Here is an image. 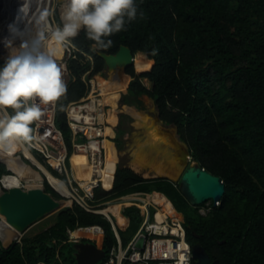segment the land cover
I'll use <instances>...</instances> for the list:
<instances>
[{
  "label": "trees",
  "instance_id": "1",
  "mask_svg": "<svg viewBox=\"0 0 264 264\" xmlns=\"http://www.w3.org/2000/svg\"><path fill=\"white\" fill-rule=\"evenodd\" d=\"M135 2L136 18L126 23L125 30L106 38L112 41L111 47L94 49V42L83 30L73 38L80 50L94 56V68L88 76L101 85L107 67L100 52L115 54L126 45L136 55L135 61L145 57L147 67H130L127 74L131 80L126 89L107 94L108 102L112 104L121 97L122 104H130L131 98L141 95L153 99L159 119L177 128L192 161L221 177L226 192L219 205L209 201V211L202 215L200 208L208 202L193 206L179 182L143 178L117 165L116 155L112 159L108 153L107 179L95 190V199L130 193L161 194L177 213L184 215L192 248L200 244L212 263L264 264V0ZM6 55L8 50L0 49V58L4 60ZM89 68V63H70L72 79L67 84L66 97L57 103L56 122L62 132H71L66 108L84 97L87 87L82 77ZM115 115L107 124L112 144L119 141L122 133L117 130L111 136ZM68 150L71 154L72 146ZM76 163L89 172L86 154L73 156L75 171ZM3 166L0 178L10 174ZM45 189L63 199L47 182ZM175 198L184 206L178 205ZM123 210L129 218L136 219L137 225L142 222L137 208ZM53 215V225L42 232H27L21 244L5 248L0 241V264H70L60 246L68 239V229L104 226L102 218L108 225L102 249L108 255L117 242L103 215L87 212L76 203ZM196 262L194 259L193 264Z\"/></svg>",
  "mask_w": 264,
  "mask_h": 264
},
{
  "label": "built area",
  "instance_id": "2",
  "mask_svg": "<svg viewBox=\"0 0 264 264\" xmlns=\"http://www.w3.org/2000/svg\"><path fill=\"white\" fill-rule=\"evenodd\" d=\"M54 10L55 6L51 8V24L54 27L62 26L57 24L54 15H52ZM70 39L71 43L60 45L62 54L59 57L54 54L55 52L49 44L50 38L47 41V50L53 54L57 63L63 66V78L66 84L72 79L70 63L73 60H77L82 65L90 64L89 70L82 77L87 87L84 97L78 101L70 102L66 108L73 151L69 154L63 132L57 125V104L54 108L49 106L45 116L42 117V122L34 123V139L23 144L24 147H18L10 156L20 164L30 166L42 177L38 186H30L31 182L24 180L19 187L24 189L45 187L47 182L63 199L70 201L69 206L76 203L87 212L103 215L110 222L117 242L112 246L109 254H106L100 261L101 264H193V248L187 239L184 215L177 213L174 208L172 212L164 211L155 200L153 193H130L99 201L95 199V190L103 183V171L106 167L105 141H108L106 128L109 116L104 103L105 95L100 92L96 78L88 76L94 68V56L80 50L75 45L73 38ZM25 148L41 165L34 162V159L26 153ZM76 153H84L89 159L91 175L86 181H79L75 175L72 156ZM1 157L0 154V163L6 165L10 172L8 175L16 174L10 164ZM42 166L54 177L68 185L71 190L70 196H65L55 189L50 183L48 173ZM0 187L3 190L9 189L3 185ZM113 205H120L123 208L133 206L139 210L142 218L139 230L126 246H124L109 210ZM153 210L154 215H152ZM67 233L68 239L64 243L81 244L86 240L100 242V237H103L104 240L105 229L101 225H94L68 229ZM23 236L24 234L16 236L13 239L14 243L21 244ZM141 238L145 239L142 248L137 246ZM54 243H57V240H54Z\"/></svg>",
  "mask_w": 264,
  "mask_h": 264
},
{
  "label": "clouds",
  "instance_id": "3",
  "mask_svg": "<svg viewBox=\"0 0 264 264\" xmlns=\"http://www.w3.org/2000/svg\"><path fill=\"white\" fill-rule=\"evenodd\" d=\"M137 10L135 0H66L62 26L53 30L47 25L46 15H42L34 34L21 38L19 46L6 40L8 56L0 67V154L12 153L31 142L32 125L42 122L48 107L54 108L66 97L64 69L47 50L48 39L67 45L83 30L94 42V49H107L112 41L106 38L125 30L126 23L136 18ZM9 27L15 37L17 33Z\"/></svg>",
  "mask_w": 264,
  "mask_h": 264
},
{
  "label": "rangeland",
  "instance_id": "4",
  "mask_svg": "<svg viewBox=\"0 0 264 264\" xmlns=\"http://www.w3.org/2000/svg\"><path fill=\"white\" fill-rule=\"evenodd\" d=\"M63 4V0H51V3L49 4L48 16L50 18L51 8L55 6V10L52 15H54L58 25H62L60 17ZM50 45L52 50L55 52L54 54L59 57L62 54L60 45L56 44V42L53 40H51ZM58 46L59 51L56 52L55 47ZM0 49L8 50L7 48L3 47H0ZM0 61L5 62V60H3L2 58H0ZM2 62H0L1 67L4 64ZM137 66L140 69H138ZM146 67L147 63L145 57L139 56L137 61H135V70H142ZM109 77H112V73H108L107 71H105V77L102 79L101 85H98L101 93L123 91L126 89V85L130 80L129 76L122 78V80H113L114 85L112 86V88H110L108 85ZM106 98L107 102L110 101V96ZM119 98L112 100V104L108 102L106 105V113L109 118L112 117L113 114H116L113 117L111 123V128L113 129L110 132L111 136H114L117 130H120L122 132L119 137V141L112 145L113 147L111 150L112 157L113 154H115L117 157V165L130 168L135 173L146 179L152 178L153 176L155 178L162 177L167 178L173 182H179L181 184V179L184 172L186 171L187 166L193 163V161L191 160L188 164H185L183 161L185 152L189 153L190 151L187 144L180 141L177 128L173 125H166L159 119L157 106L154 100L147 95H141L138 98H131L130 104H122ZM124 106L129 107V112H126L124 110L122 111V108ZM9 112L11 113L10 109ZM32 127L34 129V124L32 125ZM63 135L65 143L68 149H70L71 132H63ZM13 153L14 151L9 154ZM3 165L4 164L0 163V171L4 170ZM75 167V175L77 179L79 181L86 180L89 175L88 169L79 168V165L77 163ZM84 169H86V171ZM52 172L58 176L55 171L52 170ZM1 173L2 172H0V174ZM145 174L150 175V177H146ZM158 201H160V204L162 206H169L168 203L162 199H158ZM175 202L178 205L184 206L183 202L179 198H175ZM209 206L210 202H208L204 207L200 208V213L202 215H206V213H208ZM123 209V207L117 209L118 215L114 214V212L112 211H110V213L123 238L124 246H126L133 239V236L137 232V229L142 222L137 225L136 219L129 218L127 215H125ZM53 214L39 220V222L28 232H42L49 226L53 225L55 222V216ZM152 215H154V210L152 212ZM104 221L105 220L102 218V222L104 225L103 227L107 230L108 225L106 221ZM84 243L97 244L100 249L103 248L101 241L90 242L86 240L84 241ZM60 246H62V256L68 259L70 264H77L76 244L71 242L66 245L64 244V241H62ZM198 248L200 247L198 246L195 250L197 258L196 264H202L200 260L204 255V252ZM97 264H101V262H98Z\"/></svg>",
  "mask_w": 264,
  "mask_h": 264
},
{
  "label": "water",
  "instance_id": "5",
  "mask_svg": "<svg viewBox=\"0 0 264 264\" xmlns=\"http://www.w3.org/2000/svg\"><path fill=\"white\" fill-rule=\"evenodd\" d=\"M5 5V1L0 0V11H4ZM99 55L104 59L107 67L106 71L112 73L114 80L128 77L127 70L135 64V56L131 48L126 45L120 46L115 54L100 52ZM191 160V153L185 152L183 156L184 163L188 164ZM180 189L193 206H199L209 201H213L214 206H217L226 192V184L221 177L193 162L187 166L182 176ZM65 202V199H57L51 193H48L44 186L29 189L14 187L3 190L1 188L0 223L5 220L20 234H25L42 218L69 206ZM102 240L103 237H100L101 242ZM0 241L5 248H9L13 244L12 241L6 243L1 238ZM144 241L145 239L141 238L137 246L142 248ZM196 245L193 248L195 260H197L195 250L199 246L198 249L204 252L200 260L201 263L217 264V262H211L210 257L200 244ZM76 249L77 264H97L106 255V252L95 244H76Z\"/></svg>",
  "mask_w": 264,
  "mask_h": 264
},
{
  "label": "bare ground",
  "instance_id": "6",
  "mask_svg": "<svg viewBox=\"0 0 264 264\" xmlns=\"http://www.w3.org/2000/svg\"><path fill=\"white\" fill-rule=\"evenodd\" d=\"M4 1L6 4L5 9L4 11L3 10L0 11L1 12L0 14L2 15V16L0 15L1 17L0 18V47L6 48L5 47L6 40H12L15 46H19V44L21 43V38L27 39L32 34H34V32L37 29V20H39L42 15H46L47 25L53 30L55 29V27L51 24L50 18L48 16L49 15V4L51 3V0H4ZM63 1H64V4L61 9V12L66 3V0H63ZM10 25L12 26V32L17 33L15 37H13L12 34L10 33V27H9ZM51 40L49 41V44H51ZM55 49H56V52H58L59 46L55 47ZM7 56L8 55L4 57V60ZM113 78H114L113 76L108 78V85L110 88H112V86L114 85ZM103 94L105 95L104 103L107 105L106 96L109 93H103ZM123 110L126 112H129V107L124 106L122 108V111ZM106 134L109 135L108 128H106ZM112 145L113 144L111 142L105 141L106 167L103 171V177H102L103 182L104 180L107 179V167H108V163L110 162L108 160V153L112 156L111 154V150L113 147ZM25 150H26V153L34 159L35 163L40 164V162L32 156V154L29 152L27 148H25ZM78 154H84V153H78ZM11 155L12 154H1L2 156L1 158L10 164V167H12L15 170L16 174L4 175L3 177H1L0 186L3 185L8 188L19 187L22 185L24 180L31 182L30 186H38V183L42 180L40 173L34 171L30 166H24L20 164L19 162L14 161V159L10 157ZM73 156H72V163H73ZM42 168H44L45 171L48 173V176L50 178V183L55 187V189L65 196H70L71 190L68 187V185L61 179L54 177L51 173L48 172V170L44 166H42ZM90 175H91V172L89 169V175L86 180L90 178ZM145 176L150 177V175L148 174H145ZM155 176H158V175H155ZM0 191H1V188H0ZM158 199H162L166 201L169 205L168 206L169 208L167 206H162L160 204V201H158ZM155 200L162 206L164 211L166 212L173 211V207L170 204V202L162 195H156ZM65 204L70 205V201L66 200ZM118 208H121V206L113 205L109 208V210L114 212V214L118 215V212H117ZM19 234L20 233L16 229H14L12 226H10L5 220H3L0 223V238L4 242L8 243L12 241Z\"/></svg>",
  "mask_w": 264,
  "mask_h": 264
},
{
  "label": "crops",
  "instance_id": "7",
  "mask_svg": "<svg viewBox=\"0 0 264 264\" xmlns=\"http://www.w3.org/2000/svg\"><path fill=\"white\" fill-rule=\"evenodd\" d=\"M113 158V157H112ZM153 178H155V177H152V178H147V179H153ZM159 178V177H158ZM155 196L156 195H161V194H158V193H153ZM167 199V198H166ZM168 200V199H167ZM169 201V200H168ZM173 207V206H172ZM182 214V213H181ZM183 215V214H182ZM95 245H97V244H95ZM98 246V245H97ZM99 247V246H98Z\"/></svg>",
  "mask_w": 264,
  "mask_h": 264
}]
</instances>
